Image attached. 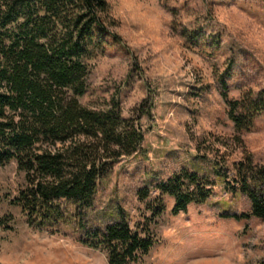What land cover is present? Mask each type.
<instances>
[{"label": "trees", "instance_id": "16d2710c", "mask_svg": "<svg viewBox=\"0 0 264 264\" xmlns=\"http://www.w3.org/2000/svg\"><path fill=\"white\" fill-rule=\"evenodd\" d=\"M107 11L106 0H0V166L15 161L24 172L26 187L11 202L30 226L74 218L85 234L81 242L106 249L109 264H138L157 241L164 197L174 199L171 212L178 215L205 203L215 183L183 170L156 184L154 199L149 187L138 190L139 200L147 201L135 223L123 216L103 228L82 222L100 181L121 157L137 154L144 140L139 119L131 124L116 109L96 111L78 99L87 91V61L103 50L105 38L122 43L109 31L108 17L97 15ZM222 84L235 129L249 130L264 113V89L230 100ZM142 110L138 118L151 113V107ZM232 172L231 178L219 169L216 174L228 189L245 195L251 208L231 218L264 219V168L243 160L233 163ZM11 222L0 218V230L10 229Z\"/></svg>", "mask_w": 264, "mask_h": 264}, {"label": "rangeland", "instance_id": "374dc122", "mask_svg": "<svg viewBox=\"0 0 264 264\" xmlns=\"http://www.w3.org/2000/svg\"><path fill=\"white\" fill-rule=\"evenodd\" d=\"M225 3L227 0H187L184 10L196 19L187 26L173 24L172 36H179L183 42L165 44L164 55H170L169 50L173 47L179 52L169 64L163 62L161 54L153 52L164 39L162 34L158 40L149 30L143 37L145 43L136 48L130 43L135 29H131L126 38L120 36L121 44L106 37L103 50L94 58H119L121 62H129L131 70L126 77L113 79L110 69L102 84L93 87L96 77L91 74L90 66L87 91L78 97L83 106L96 111L116 109L121 118L122 110L131 102L128 118L122 119L131 124L139 119L144 132L141 150L117 160L109 175L100 181L93 209L82 220L87 227L103 228L118 222L121 216L131 224L135 223L145 213L147 201L139 200L138 190L149 187V199H154L159 192L153 187L183 170L195 172L215 183V189L205 203L191 204L186 212L178 215L171 212L174 199L164 197L165 211L155 227L157 241L138 264H147L152 250L160 245L158 235L165 227L183 229L185 224L191 225L194 239L189 242V249L194 257L193 264H211L213 256L223 258L228 254L218 249L226 248L241 227L245 229L241 234L243 239L249 225L254 228L264 223V219L254 217L231 218L249 213L250 200L228 189L223 176L216 174L219 169L221 175L226 172L228 177H233V163L253 162L248 152H255L258 161L264 158V138L257 135L264 132V113L256 115L249 130L239 132L222 96L224 80L228 95L229 92L243 94L247 89H264V67L237 43L241 37L236 27L233 26L231 31L225 27L228 23L222 6ZM261 10H264V0L251 8L253 15L264 18ZM214 16H224V23L215 22ZM108 21L110 27L122 26L110 17ZM233 32L237 34L233 36ZM145 53H148L147 57ZM260 59L264 60V55ZM149 72L156 74L149 77ZM137 92L141 97L136 96ZM144 96L146 98H142ZM143 107H151V113L138 118ZM15 165L17 163L11 161L0 166V184L11 178L17 186L16 196L26 185L24 172ZM255 166L264 168L259 162ZM14 197L7 192L0 195V218H12L11 228L2 231L14 233L18 229L31 228L42 236H63L82 243L85 234L74 218L41 229L30 226L26 215L12 204Z\"/></svg>", "mask_w": 264, "mask_h": 264}, {"label": "clouds", "instance_id": "9594fccd", "mask_svg": "<svg viewBox=\"0 0 264 264\" xmlns=\"http://www.w3.org/2000/svg\"><path fill=\"white\" fill-rule=\"evenodd\" d=\"M259 0H227L222 6L226 10L228 23L225 27L231 31L236 27L241 39L237 43L250 52L253 57L264 67V18L252 14L251 8ZM108 11L98 12L100 18L110 17L112 21L121 24V27H109V31L121 37H127L131 29V47L136 48L145 43L143 37L151 30L156 39L163 40L153 48V52L161 54L165 64L171 63L172 59L179 55L173 47L169 50L170 55H164L165 44H174L175 41L183 42L179 36H172L173 24L179 23L187 26L194 22L196 17L189 16L184 10L187 0H106ZM264 11V10H261ZM214 21L224 23V16H214ZM237 33L233 32L235 36ZM246 41V43H245ZM148 53H145L147 57ZM91 65V74L96 78L93 87L100 86L112 70V78L126 77L130 72V63L121 62L119 58L109 59L105 56L90 58L87 61ZM159 64L161 61H154ZM156 73L149 72L151 77ZM165 75L167 73H164ZM184 91V89H179ZM257 92L259 89H247ZM137 97H141L139 92ZM242 93L229 92L230 100L241 99ZM146 98V96L142 97ZM181 103V102H177ZM122 112V118H128V107ZM264 138V132L257 133ZM253 160L264 166V158L257 160L255 152H248ZM18 167V165H15ZM17 186L11 178L0 184V195L5 192L13 197ZM245 229L241 227L235 234V239L230 241L226 248L218 251H226L228 254L223 258L213 256L211 264H261L264 261V223L247 228L245 238L241 234ZM194 239V229L185 224L183 229L175 226L165 227L158 235L160 245L152 250L147 258V264H193L194 257L190 254L189 242ZM0 264H109V255L106 249H93L83 245L78 240L61 237L42 236L38 231L31 228L18 229L17 232L8 233L0 230Z\"/></svg>", "mask_w": 264, "mask_h": 264}]
</instances>
